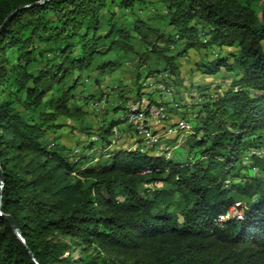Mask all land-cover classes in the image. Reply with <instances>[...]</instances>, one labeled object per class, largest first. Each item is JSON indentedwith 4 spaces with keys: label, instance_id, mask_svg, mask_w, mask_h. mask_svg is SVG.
<instances>
[{
    "label": "trees",
    "instance_id": "16d2710c",
    "mask_svg": "<svg viewBox=\"0 0 264 264\" xmlns=\"http://www.w3.org/2000/svg\"><path fill=\"white\" fill-rule=\"evenodd\" d=\"M148 1L0 0V264H38L32 253L39 264H264V151L255 152L264 132V0H158L166 9L155 16L173 31L142 18L133 30L114 9ZM212 44L237 50L199 68L225 66L236 78L197 114L186 139L195 161L112 147L92 163L94 154L42 142L79 109L70 103L79 70L103 72L116 65L112 51L136 50L138 66L164 63L147 77L173 74L189 48ZM124 120L104 128L108 144ZM158 180L163 186L143 185ZM233 207L241 214L220 219ZM54 234L82 243L81 254H66Z\"/></svg>",
    "mask_w": 264,
    "mask_h": 264
},
{
    "label": "rangeland",
    "instance_id": "374dc122",
    "mask_svg": "<svg viewBox=\"0 0 264 264\" xmlns=\"http://www.w3.org/2000/svg\"><path fill=\"white\" fill-rule=\"evenodd\" d=\"M257 7L261 5L263 0H249ZM117 12V17L126 22L132 29L136 20L142 18L151 20L155 23L164 25V29L173 31L174 27L167 25L155 15L166 9L162 2L158 0H149L145 3L135 4L133 7L121 8L114 5ZM106 12V9H103ZM201 33L209 29L204 23L198 24ZM134 30V29H133ZM176 31L175 37L178 38ZM204 35L201 37L204 38ZM109 39L102 41V46L105 47L109 44ZM37 44L41 47H47L48 43L37 40ZM237 47L229 45L212 44L206 47H191L178 58L179 66L175 70H171L175 75L176 81H171L172 84L178 89L179 99L183 101L181 109H174L169 104H165L166 108H170V116H173L178 121L182 117H187L190 127L183 130V135L171 138L165 141L166 150H154L151 154H165L167 156H186L189 154L190 159L194 161L197 159L196 150L188 152L191 144L186 141L187 137L192 133V125L196 122L197 114L202 108L203 103L215 98L219 93L227 89L232 81L236 78V72L222 66L219 71L210 74L203 72L198 64L199 62H207L215 59L216 57L224 56L229 52L236 51ZM9 56L12 60L16 58V49L11 48ZM45 55H49L45 52ZM108 56L112 57L116 62L113 68L101 72L100 69H81L79 84L74 90V96L70 100L72 106L78 105L79 109L74 116H61L58 121L61 126L55 132H49L42 140L44 144L55 146L58 143H65L69 146L72 154H94L96 158L92 163L101 161L107 157L106 152L112 147H120L122 145H131V138L125 142H118V144H108L107 140L103 138L104 128L108 127L111 121L125 119L128 103H137L143 95L148 92L144 87V79L147 77L148 67L159 66L163 68V61H153L151 63L138 66V51L125 52L123 50H114ZM233 61V57H231ZM141 72V78L137 79V72ZM78 71H76V74ZM165 74V73H164ZM168 74V73H167ZM140 80V81H139ZM143 81V82H142ZM142 89H141V88ZM140 88V93H138ZM144 89V90H143ZM201 95L204 96L203 100H198ZM151 96L149 99L151 100ZM169 99V98H168ZM127 106V108H124ZM121 127L126 124L128 132L130 124L124 120L119 122ZM129 124V125H128ZM137 126V125H135ZM119 129V128H118ZM114 131V130H113ZM129 134V133H128ZM109 138V136H107ZM136 146H139V136ZM158 139H165V133L158 132ZM158 139L156 140L158 147ZM93 143L90 146V143ZM107 144V147L105 146ZM262 146L256 150V153L261 154L264 151V132L262 139ZM106 148H105V147ZM142 151H144L141 148ZM146 152V151H145ZM144 187L152 188L154 185L163 186V182L158 180L156 182H144ZM239 203V202H238ZM237 204V203H236ZM240 208V207H239ZM235 209V208H233ZM55 240H61L67 243L66 254L70 253L75 257L81 254V247L83 244L72 238L71 236L63 234L51 235Z\"/></svg>",
    "mask_w": 264,
    "mask_h": 264
},
{
    "label": "built area",
    "instance_id": "2783aa9c",
    "mask_svg": "<svg viewBox=\"0 0 264 264\" xmlns=\"http://www.w3.org/2000/svg\"><path fill=\"white\" fill-rule=\"evenodd\" d=\"M142 80H147L148 94L143 95V99H140L141 109H145L148 106H154V103H147L148 95H156L158 99L162 98H173L180 100L179 96H171L167 94V87H171V80H175L174 74H162L157 77H145ZM204 96L201 95L198 99L203 100ZM134 103H128V106ZM129 125V124H128ZM184 122H180L173 116L166 114L165 112H159L156 109V115L152 118L138 119L137 126H130V130L133 136H139V146L136 147H147L151 145V139H158V132H165V139H158V147L156 149H165V141L171 138L180 137L183 134ZM115 141H120L121 134L117 128H114ZM149 169L144 170L148 171ZM241 213L239 209H228L226 213L220 215H236Z\"/></svg>",
    "mask_w": 264,
    "mask_h": 264
},
{
    "label": "bare ground",
    "instance_id": "6f19581e",
    "mask_svg": "<svg viewBox=\"0 0 264 264\" xmlns=\"http://www.w3.org/2000/svg\"><path fill=\"white\" fill-rule=\"evenodd\" d=\"M162 74H164V73H161L157 76H160ZM165 74H167V73H165ZM157 76H154V77H157ZM143 81H144L143 85L145 87V90L148 91L147 80H143ZM171 81H176V80H171ZM173 84L171 82V87H167V94L171 95V96H182V95H178V89ZM145 94H148V92H146ZM149 96L152 97L151 100L149 99ZM141 99H143V97ZM138 102H140V100ZM138 102L137 103L134 102V104H131L132 106L129 105L128 107H130V106L131 107L127 111H125V114H126L125 120L128 121L130 126L137 125V118L138 119L152 118L153 116L156 115V109L159 112H165L167 114V111H168V113H169L170 108L168 110V108H166L165 104H169V106H172L174 109H178V108L181 109L183 106V103H184L181 100H175L173 98L158 99V96H156V95H148L147 96V103H154V106H148L145 109H141V103H138ZM168 115H170V114H168ZM180 122H184L183 130H186L190 127V123H189V120L187 119V117L186 118L182 117V120ZM163 133H165V132H163ZM156 140L157 139H151V145H147V147H139V148H142L144 150L143 152L146 151L147 153L154 151V150H162V149H156L155 148L157 145ZM233 208L237 209L236 207H233ZM240 214H236V215H240ZM236 215H226V216H236ZM226 216H222V217H226ZM222 217L220 219H222Z\"/></svg>",
    "mask_w": 264,
    "mask_h": 264
},
{
    "label": "crops",
    "instance_id": "0c3cea01",
    "mask_svg": "<svg viewBox=\"0 0 264 264\" xmlns=\"http://www.w3.org/2000/svg\"><path fill=\"white\" fill-rule=\"evenodd\" d=\"M115 127L117 128V130L120 131V134H121L120 141H118V142H121L122 143V142H125L126 140H129V138H131L130 139L131 140L130 143H132L131 145H127V146L122 145L120 147L136 148L137 139L135 138V136L132 135L131 130L128 132L127 127H126V124H125L124 127H121L120 126V123L115 124L114 127H113V130H114ZM128 129H130V127H128ZM115 135L116 134H115L114 131L109 135V139L111 140V142L109 143V145L110 144H118V142L115 141V137H114Z\"/></svg>",
    "mask_w": 264,
    "mask_h": 264
},
{
    "label": "water",
    "instance_id": "95a60500",
    "mask_svg": "<svg viewBox=\"0 0 264 264\" xmlns=\"http://www.w3.org/2000/svg\"><path fill=\"white\" fill-rule=\"evenodd\" d=\"M44 1H46V0H44ZM41 2H43V1H41ZM36 3H39V2H36ZM31 4H34V3L25 4V5H22V6H20V7L28 6V5H31ZM20 7H19V8H20ZM14 11H15V10H14ZM1 182H2V184H1V188H0V213H3V211H2V199H3V191H4V183H5V178H4L3 174L1 175ZM3 214H4V213H3ZM5 215H6V217L10 220V222H11V224H12V226H13L14 231H15L20 237H22L23 240H25V237L22 235V233H21V231H20V228L18 227V225H17V223L15 222L14 218L12 217V215H10V214H5ZM32 255H33L35 261L39 264V261L35 258V256H34L33 253H32Z\"/></svg>",
    "mask_w": 264,
    "mask_h": 264
}]
</instances>
